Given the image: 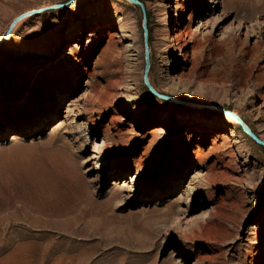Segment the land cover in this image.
Here are the masks:
<instances>
[{"label":"rangeland","instance_id":"374dc122","mask_svg":"<svg viewBox=\"0 0 264 264\" xmlns=\"http://www.w3.org/2000/svg\"><path fill=\"white\" fill-rule=\"evenodd\" d=\"M139 1L147 80L178 102L143 83L137 5L0 0V38L37 11L0 43V264H264V147L213 108L264 139V0H180L179 17ZM175 27L189 34L165 64ZM227 129L212 148L204 131Z\"/></svg>","mask_w":264,"mask_h":264},{"label":"bare ground","instance_id":"6f19581e","mask_svg":"<svg viewBox=\"0 0 264 264\" xmlns=\"http://www.w3.org/2000/svg\"><path fill=\"white\" fill-rule=\"evenodd\" d=\"M176 2H175V15H177L178 17L181 15V13H182V8H181V4H180V0H175ZM166 5L167 4H165L163 1H160L159 2V4H157V6H159V7H162V8H165L166 7ZM191 13L188 15V19L190 20L191 19ZM21 19V20H20ZM18 21H16L14 24H15V26H14V28L19 24V23H21L23 20H26L27 19V17L25 18V15L22 17V18H20ZM142 22V21H141ZM13 28V29H14ZM142 30H143V28H142ZM173 33H170V31L167 29V28H165V35L161 38L162 39V42H163V47H162V49H161V55H160V58H161V61L163 62V63H167V61H168V56H169V53H171V51L173 50V46H176V48H177V50L178 51H181V47L185 44V41H184V39L182 38V33H184L185 35H188L189 34V31H186L185 29L184 30H181L179 27H175V28H173ZM113 36H112V34H109V38L111 39ZM147 39H148V36H147V32H146V34H145V37H144V32H143V42H144V46L146 45V47H147V49L149 50V48H148V43H147ZM130 47H132V44H130V43H125L124 45H123V48L125 49V56H126V67H132V64H131V62H132V60H133V58H132V56L134 55L133 53H129V52H127V51H129L130 50ZM72 53H73V50H72ZM72 53H70V56L72 57ZM181 55H182V57H183V59H185V57L187 56V53L186 52H182L181 53ZM143 59H144V54H143ZM149 59V58H148ZM194 60V59H193ZM192 61V60H191ZM148 62H149V60H148ZM192 63V67H194L195 66V62L193 61V62H191ZM191 67V70H189V71H187V72H183V71H180L179 72V78H181L182 76H186V77H188V79L191 77V71H192V68ZM167 71V70H166ZM37 77H36V80H35V82L34 83H36V81H37ZM149 80H150V78H149ZM162 82H163V84L164 85H167V87L168 88H166V90H164V91H166V92H168V93H175V94H179V92H177V91H175V90H173L174 88H177V89H181L182 87H183V85H184V83H181V81H174V79H173V77L172 76H169L167 73L165 74V76H163L162 77ZM152 83V82H151ZM35 85V84H34ZM154 85V84H153ZM126 86L127 87H132L133 88V86L132 85H129V83H127L126 84ZM155 87V86H154ZM32 89H33V87H31ZM155 88H157V87H155ZM208 87L207 86H205V89H207ZM106 89H107V91H108V89H109V91L111 90V85H110V83H108L107 84V87H106ZM108 91V92H109ZM181 91V90H180ZM108 92H107V94H108ZM30 93V92H29ZM250 96H252V92H251V90L248 92V94H247V98H241V96H240V94H235V100L236 101H240L241 103H243V104H245V103H247V99H248V97H250ZM257 96L260 98V99H262V100H264V95H261L260 93H257ZM1 111V110H0ZM253 111H257V107H255V108H252L251 110H249V112H248V114H252V112ZM232 113L233 114H235V115H237V116H241L240 114H239V112L238 111H236V110H232ZM257 114L258 115H260L261 116V112H259V111H257ZM223 115H225V117L227 118V119H229L231 122H233V123H236L235 122V120L232 118V117H230L229 115H227V114H223ZM121 118H114V116L112 117V119L110 120L111 122L113 121V120H120ZM256 118H254V120H255ZM192 121V120H191ZM191 131V130H190ZM204 133H212V137H211V143H212V148H214L215 147V144L217 143V141H219V140H222L223 142H226V141H228L229 140V137H233L234 139H235V133H234V131L233 130H231V129H227V130H225L224 132H221V133H215V132H213V131H211V130H208V131H204ZM14 137L16 138L17 136H12V139H14ZM264 140V139H263ZM233 142H236V140H233ZM231 145H233V144H230V146ZM17 245V244H16ZM15 245V246H16ZM12 248H13V246H12ZM32 248V244H30V249ZM16 249V247H14V249L13 250H15ZM19 250V249H18ZM10 258L9 259H11L12 261H15V262H17V261H19V260H21V259H23L24 257L22 256V255H20V254H18V253H13L11 256H9Z\"/></svg>","mask_w":264,"mask_h":264},{"label":"water","instance_id":"95a60500","mask_svg":"<svg viewBox=\"0 0 264 264\" xmlns=\"http://www.w3.org/2000/svg\"><path fill=\"white\" fill-rule=\"evenodd\" d=\"M127 2H129L130 4H133V5H137L141 11V16H142V26L141 28H143V31H142V34L144 32V37H145V34L147 32V35H148V29H147V20H146V14H145V10H144V6L143 4L139 1V0H126ZM37 12L36 10H29V11H25L23 13H20L16 16H14L8 26L6 27V29L4 30L1 38H0V43L3 42L7 36L9 35L14 23L16 21H18L20 18H22L24 15L26 14H31V13H35ZM143 40V39H142ZM144 41V40H143ZM144 43V42H143ZM144 45V44H143ZM143 54H144V68H143V74H142V80H143V83L145 84V86L147 87V89L153 93L155 96L163 99V100H167V101H173V102H178V99L173 97V96H168V95H164V94H160V93H157L156 91L153 90V88L151 87V85L149 84L148 80H147V71H148V68H149V62H148V58H149V50L147 49L146 45L143 46ZM213 108H215L216 110H218L219 112H221L222 114H227L229 115L230 117H232L235 122L238 124V126L240 127V129L247 135L249 136L255 143H257L258 145H260L261 147H264V141L261 140L251 129L250 127H248V125H246L243 120L232 113L231 110H227V109H224L222 106H214Z\"/></svg>","mask_w":264,"mask_h":264}]
</instances>
